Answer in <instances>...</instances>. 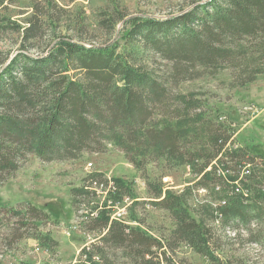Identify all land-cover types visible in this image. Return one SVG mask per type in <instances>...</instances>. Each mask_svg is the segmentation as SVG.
I'll use <instances>...</instances> for the list:
<instances>
[{"label": "trees", "instance_id": "1", "mask_svg": "<svg viewBox=\"0 0 264 264\" xmlns=\"http://www.w3.org/2000/svg\"><path fill=\"white\" fill-rule=\"evenodd\" d=\"M14 1L0 0V40L9 34L18 43L13 52L0 51V181L27 155L69 161L114 146L143 177L149 204L173 224L157 237L111 219L92 189L107 186V178L90 173L72 189L75 210L87 209L79 228L95 234L79 249L77 264H184L176 258L181 246L209 264H229L220 235L242 233L246 243L264 248V168H257L264 155L236 146L234 130L179 89L224 69L234 86L264 75V0H194L165 18L113 12L97 23L111 35L125 19L122 42L103 44L63 34L64 9L52 0L36 2L24 25L12 21L1 11ZM150 163L187 166L192 178L179 192L166 190L149 179ZM112 182L114 202L132 196L130 183ZM201 194L210 200L200 201ZM0 212L9 246L20 239L48 251L59 246L43 232L48 215L41 208L0 205Z\"/></svg>", "mask_w": 264, "mask_h": 264}, {"label": "rangeland", "instance_id": "2", "mask_svg": "<svg viewBox=\"0 0 264 264\" xmlns=\"http://www.w3.org/2000/svg\"><path fill=\"white\" fill-rule=\"evenodd\" d=\"M52 1L64 9L63 34L86 44H103L118 39L122 42L120 33L125 19L117 23L111 35H107L97 23L101 16L118 11L126 15L125 18H165L188 8L194 0ZM36 2L45 3L44 0H15L1 12L10 20L24 25ZM17 47L16 36L8 34L5 40H0V51L10 49L13 52ZM161 65L164 64L161 62ZM231 81L232 76L224 69L213 76L184 82L179 89L193 96L201 105V111L209 118L232 128L236 146L248 148L252 155H264V75L244 86H234ZM257 160L260 162V159ZM18 165L12 175L0 181V205L21 208L31 203L41 208L48 215L43 232H49L59 246L48 251L38 246L35 239H20L9 246L6 227L0 224V264H77L79 249L94 241L95 234L83 232L79 228L77 218L84 206L75 210L72 189L80 188L90 173L101 172L108 179L130 183L132 196L125 203L126 213L122 215L124 221L148 230L157 237L168 235L172 229L173 224L167 214L149 204L141 174L114 146H109L105 152L86 153L79 159L69 161L45 162L35 155H27ZM262 167L258 165L257 168ZM146 173L150 180L163 183L164 189L176 192L182 190L192 178L187 166L168 170L161 163L148 164ZM198 199L210 200L203 194ZM196 203L194 199L193 207ZM113 210L107 209V213L111 214ZM2 212L0 217H4ZM246 237L242 233L239 238L228 240L220 235L219 252L230 259L229 264H264V248L246 243ZM176 258L184 264H209L183 246L176 250Z\"/></svg>", "mask_w": 264, "mask_h": 264}, {"label": "built area", "instance_id": "3", "mask_svg": "<svg viewBox=\"0 0 264 264\" xmlns=\"http://www.w3.org/2000/svg\"><path fill=\"white\" fill-rule=\"evenodd\" d=\"M107 183H108L107 186H105L103 183H101V184H95L94 183L92 189L95 191V193L99 197H101V199L106 200L107 206H105V208H107L109 210L114 209L112 211V213L109 214V217L111 219H114L117 221H124L122 219V215L126 213L125 203L127 202L128 197H125L121 202H114L111 199V197H109L110 196V194H109L110 188H113L114 184H113L112 180L108 179V178H107ZM201 191H199V192H201ZM112 192H114V191H112ZM106 197H108V198H106ZM80 212H81L80 215H85L87 213V209H84ZM82 213H84V214H82ZM95 215H96V213H95ZM77 220H78L77 223L83 221L84 216H78ZM124 222H126V221H124ZM127 223H129V222H127Z\"/></svg>", "mask_w": 264, "mask_h": 264}]
</instances>
